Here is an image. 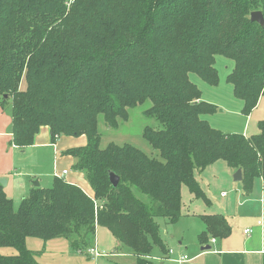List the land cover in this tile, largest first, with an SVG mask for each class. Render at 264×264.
<instances>
[{
    "label": "trees",
    "instance_id": "trees-1",
    "mask_svg": "<svg viewBox=\"0 0 264 264\" xmlns=\"http://www.w3.org/2000/svg\"><path fill=\"white\" fill-rule=\"evenodd\" d=\"M264 0H0V108L9 109L16 147L32 145L41 127L51 140L86 137L67 150L93 197L63 179L33 188L15 208L0 186V264H40L26 239H65L75 251L94 245L96 227L149 264L152 245L164 247L155 218L181 217V187L210 202L195 171L222 161L242 172L247 196L253 181L264 189V121L259 133H223L201 117L217 107L202 101L190 81L217 86L215 57L234 66L226 77L248 116L264 97V25L250 21ZM147 104L143 115L158 127L142 136L158 158L129 145L100 148L98 120L109 128L127 121L128 110ZM119 178L113 187L108 173ZM137 195L145 196V203ZM198 236L223 239L224 216H200Z\"/></svg>",
    "mask_w": 264,
    "mask_h": 264
},
{
    "label": "crops",
    "instance_id": "crops-1",
    "mask_svg": "<svg viewBox=\"0 0 264 264\" xmlns=\"http://www.w3.org/2000/svg\"><path fill=\"white\" fill-rule=\"evenodd\" d=\"M262 98L260 97L258 101L259 107ZM203 99L207 102L216 103V101L206 99V97ZM251 116L252 114L249 115V121ZM246 127L243 129L244 133ZM85 145V136L78 138L61 136L52 141L48 127H41L34 136L31 146L26 148L16 147L12 140L10 111L9 109L0 108V178L6 180V185L2 187L3 192L12 202H14L12 198H16V201L20 202L31 189L40 186V178L48 177L51 174L53 179H63L68 184L79 187L87 196L92 198L93 192L86 181L84 173L74 171V158L64 155L67 150L80 148ZM50 156L52 158L51 161ZM63 171L67 173L62 174ZM55 174H57V177ZM260 181L262 185V180L260 179ZM35 182L38 183V187L33 186ZM226 196L225 192L221 193L222 198ZM197 201L201 202L193 203L190 201L193 205L189 206L186 211H181L180 220L184 222L180 224V231L183 234L179 233L180 231L173 230L174 232L169 237L175 242L170 245L173 249L171 250V248H167L163 244L164 247L160 248L162 253L160 258L155 259L157 262L160 261L158 264H164L162 262H166V264H264L263 185L262 189L259 186L254 189L253 184L252 192L247 196L243 193L241 187L236 197L223 201L221 205L214 208L215 211H209L213 209L207 207L208 205L202 200ZM216 211L220 213H216ZM216 214L225 217L230 225L231 233L223 239L208 237L206 242L201 244L198 241V236L205 230V225L200 216ZM182 218L186 220H182ZM190 221H195L196 224H190ZM188 224L193 226L194 229L192 235L187 237L184 233L187 230L190 233L189 229H186ZM98 228L101 227H96L95 235ZM245 230L250 232L245 234ZM113 240L116 249L120 250L121 254L123 252L131 255L124 245L114 238ZM97 248L99 249V245ZM131 256L137 260L136 256ZM184 256L187 259L180 260ZM89 260L94 261L91 258ZM147 260L150 262L149 264L153 261L150 255L147 256Z\"/></svg>",
    "mask_w": 264,
    "mask_h": 264
},
{
    "label": "rangeland",
    "instance_id": "rangeland-1",
    "mask_svg": "<svg viewBox=\"0 0 264 264\" xmlns=\"http://www.w3.org/2000/svg\"><path fill=\"white\" fill-rule=\"evenodd\" d=\"M233 61L223 57H215V67L218 72L219 82L217 86H209L204 83L198 76L190 74L189 78L198 89L201 91L202 101L207 102L203 98L211 99L216 103L207 102L217 107L216 113L212 115H204L201 118L209 123V125L223 133L229 134H244L247 136L256 135L259 133L258 123L264 121V97L261 99L260 107L259 102L257 106L251 111V120L249 121V115L246 116L242 113V101L237 99L232 90V86L226 82L227 75L233 69ZM148 107L147 104L139 105L133 109H129V117L127 121L118 122V128L112 129L105 125L103 118L100 116L98 120V132L100 135V148L104 149L109 144H115L118 146L129 145L133 148L140 150L145 155L151 158H158V153L153 151L150 144L142 136L143 129L145 127L157 128L158 124L154 119L148 118L143 115V111ZM258 109L256 110V108ZM248 125V126H247ZM247 126V127H246ZM246 127L245 133L244 128ZM51 158V156H50ZM52 158L50 159V161ZM236 171L228 168L227 165L222 162H216L208 166L204 171H195L194 177L203 189L206 197L208 198L210 207L209 211H215L214 208L222 204L223 201L231 200V197H236L239 194L242 183L235 182L233 180V174ZM51 173V172H49ZM40 188L47 189L51 187L53 177L51 174L48 177L40 178ZM254 189L259 186L262 189L260 179L253 181ZM225 192L227 196L221 197V193ZM145 203L148 199L145 196L137 195ZM13 199V205L16 208L19 204L16 198ZM198 202L194 199L188 189L185 186L181 187V211H186L189 206L193 205L191 202ZM216 213H220L216 211ZM182 220H186L182 218ZM155 221L158 225L160 238L167 248H171L170 245L174 244L173 239H169L173 230L180 231V219L174 223H171L168 219L157 217ZM188 222V221H187ZM191 222V221H190ZM190 224H196L195 221ZM201 224V223H199ZM186 229H189L184 233L187 237L192 235L193 226L186 225ZM179 233H182L181 231ZM183 234V233H182ZM167 241V242H166ZM176 241V240H175ZM95 246L99 245L97 251L102 254L103 257L89 260L88 256L84 252L75 251L69 245V242L65 239H52L50 241H42L36 238H28L25 246L34 254L36 261L40 264H135V257L118 251L115 246V242L110 232L103 228H98L95 235ZM98 244V245H97ZM92 246V247H93ZM173 248H171L172 250ZM161 249L158 245H152L150 252V258L153 260L151 264L160 263L155 261L156 258H160ZM0 255L2 256H15L17 251L14 248H0ZM149 262V261H148ZM150 263V262H149ZM166 264V262H162Z\"/></svg>",
    "mask_w": 264,
    "mask_h": 264
},
{
    "label": "water",
    "instance_id": "water-1",
    "mask_svg": "<svg viewBox=\"0 0 264 264\" xmlns=\"http://www.w3.org/2000/svg\"><path fill=\"white\" fill-rule=\"evenodd\" d=\"M250 21L257 23L260 26L264 25V19L262 17V14L260 12H258V11L252 12L250 14ZM108 176H109V181H110L111 185L113 187H116L118 185V183H119L118 176H116L112 172H109ZM233 180L235 182H240L242 180V172H241L240 169L236 170V172L233 174ZM5 185H6V180L4 178H0V186L4 187ZM33 186L34 187H38V183L35 182ZM205 249H208V248H205Z\"/></svg>",
    "mask_w": 264,
    "mask_h": 264
},
{
    "label": "built area",
    "instance_id": "built-area-1",
    "mask_svg": "<svg viewBox=\"0 0 264 264\" xmlns=\"http://www.w3.org/2000/svg\"><path fill=\"white\" fill-rule=\"evenodd\" d=\"M67 172L66 171H63L62 172V174H66ZM55 176L57 177V174H55ZM250 231L249 230H245L244 231V233L245 234H247V233H249ZM214 241V240H213ZM84 254L85 255H87L89 258H91V259H96V258H99V257H102V254H100L98 251H97V249H96V247L95 246H93V247H91V248H88L87 250H85L84 251ZM186 260L187 259V257H183V258H181L180 260Z\"/></svg>",
    "mask_w": 264,
    "mask_h": 264
}]
</instances>
